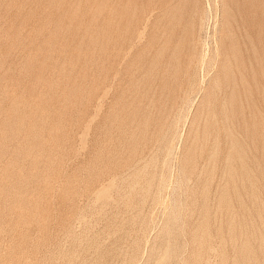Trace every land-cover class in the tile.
<instances>
[{
    "label": "rangeland",
    "instance_id": "obj_1",
    "mask_svg": "<svg viewBox=\"0 0 264 264\" xmlns=\"http://www.w3.org/2000/svg\"><path fill=\"white\" fill-rule=\"evenodd\" d=\"M0 264H264V0H0Z\"/></svg>",
    "mask_w": 264,
    "mask_h": 264
}]
</instances>
